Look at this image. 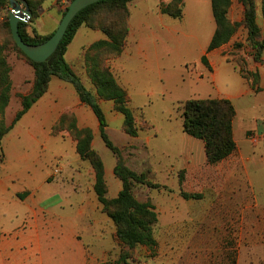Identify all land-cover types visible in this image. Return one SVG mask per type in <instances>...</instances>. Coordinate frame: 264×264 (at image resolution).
Instances as JSON below:
<instances>
[{
  "label": "rangeland",
  "instance_id": "1",
  "mask_svg": "<svg viewBox=\"0 0 264 264\" xmlns=\"http://www.w3.org/2000/svg\"><path fill=\"white\" fill-rule=\"evenodd\" d=\"M70 1L72 0H45L40 7L45 8V15L40 19L39 14L32 23L28 22L25 31L30 35L36 33L42 37L54 33ZM253 1L259 6L260 0ZM171 2L172 0H133L127 4L128 17L112 7H100L92 14L90 25H82L69 44L66 59L85 89L96 98L98 104H102L107 115V110L111 109L114 113L116 111L112 101L97 97L88 77L91 65L86 58L88 48L93 43L107 39L101 27H111L122 24L123 20L126 21L128 34L122 53L117 57H110L106 52L100 55L121 86V78L125 76V72L118 61L125 50L132 51L136 47L133 45L134 40H138L142 30H138L137 22L144 20L145 12L151 8L160 11L161 7ZM209 3L210 0H183L180 19H172L162 14L163 21L170 27L157 24L146 30L145 38L151 47L149 52L151 59L148 64L137 58L128 63L129 72L126 76L129 79L132 96L130 108L137 126L142 129L138 132L140 136L137 135L140 138L128 136L123 130V122L120 126L116 120H108L109 139L120 150L125 166L137 174H144L152 183L159 185V188L137 185L133 187L136 199L149 202L157 213L158 222L154 229L157 247L154 252L145 247H137L127 252L129 263L264 264V134L261 136L250 133L247 141L238 139L239 148H236L228 159L216 165L206 163L202 146L195 147L191 161L189 160L194 169L180 170L186 162L187 155L180 140L183 135L182 104L189 99L216 98L209 74L206 73L204 77L199 74L195 63L200 56L201 48L208 42V35L212 36L215 30ZM7 11L8 9H5L0 12V24L7 16ZM50 15H53L55 20L47 19L51 17ZM243 16L244 6L240 0H230L228 19L231 24L237 25V32L228 43L229 49L223 52V55L227 56V62L233 66L229 64L225 67L229 70L231 85L244 80L257 94L260 91L259 75L249 69V63L255 61V51L247 42V32L242 24ZM174 31L176 36L172 37ZM262 38L264 39V36ZM0 47V54L10 66L14 91L12 104L5 111L6 117L10 118L16 113L14 111L19 109L15 102H20L22 94L33 84L34 72L12 48L10 36L4 29H0ZM263 56L264 53L261 57L262 63ZM241 70L247 74V79L240 76L242 80L239 77ZM181 74L183 81L179 79ZM172 75L175 80H161L162 77ZM63 82L52 78L49 84L52 91L64 85L63 93L55 103H65L69 107L61 109L59 119L52 127L47 142L39 137L47 143L48 150L43 152L37 162V166L40 167V170L36 171L37 177L42 175L41 167L47 166V172L53 174L55 170H60L67 159L70 161L76 157V141L67 131L72 118L64 122L63 130L57 133L53 131L63 116L69 114L77 128L90 129L92 135V127L96 126L93 114L91 112L86 114L87 108L81 103L74 88ZM225 84L222 81L223 87ZM261 111L263 117L253 114V110L245 108L239 110L240 114L248 119L252 115L254 118L263 119L264 108ZM77 113L86 127L78 126ZM24 129L26 132L30 130L28 125H25ZM91 145L98 153L100 152L106 169L113 168L116 158L104 146L99 136L96 137L94 145L92 139ZM53 154L57 157L52 158ZM62 156L65 157L64 161L61 159ZM77 156L79 157L78 154ZM79 161L82 164L81 168L77 169V164L72 163V169L82 175L87 182L90 177L94 182V172L89 161L80 157ZM75 172L71 176L69 169L66 168L61 173L59 171L54 180H48L50 183L48 187L56 196L53 212L64 219L66 228H71L70 234L84 232L90 226L91 229H95L97 232L95 234L92 232L90 239L86 235L77 236L79 240L87 243L85 246L87 257L93 261L92 264H114L126 251L119 245L115 237L116 228L102 211L101 205L93 199L94 195L91 199L92 206L93 200L96 203L95 212L87 209L83 217L75 214L80 199L76 193L79 184L75 180ZM117 181L119 180L114 176L105 178L108 198L116 193ZM180 192L197 194L199 198L186 200L181 197ZM0 209H3L2 204ZM16 211L18 212L12 216L13 223L6 222L0 227V264H62L63 248L57 247L56 244H47L51 250L49 263L38 260L41 254L38 250L47 247L43 242L44 237H49L51 241L50 235L44 229L41 232L35 225L29 227V224L25 223L22 208ZM49 219L55 223L60 221V218L54 217L53 214ZM39 237L42 240L40 242L33 239Z\"/></svg>",
  "mask_w": 264,
  "mask_h": 264
},
{
  "label": "trees",
  "instance_id": "2",
  "mask_svg": "<svg viewBox=\"0 0 264 264\" xmlns=\"http://www.w3.org/2000/svg\"><path fill=\"white\" fill-rule=\"evenodd\" d=\"M32 13L29 23L39 16V9L45 0H26ZM133 0H101L80 11L69 24L64 37L54 54L45 63H35L25 56L16 46L10 31L8 16L0 24L10 36L12 48L30 65L34 72L33 84L30 92L20 97V110L14 115L11 124L5 123V111L11 100L12 82L10 78V66L0 54V164L4 161L2 150L3 138L22 116L39 100L48 90L52 78H57L71 84L77 93L81 103L88 106L93 112L99 125V136L104 146L115 156L116 164L113 168L114 176L121 182V190L115 198L107 197V186L104 178V163L100 154L92 148L93 135L90 129L76 127L73 117L69 114L63 116L54 133L64 129V122L71 119L67 131L76 141V152L80 159L89 161L94 172L93 191L102 211L113 222L116 232L115 237L126 251L114 264L129 263V251L137 247H145L149 251H155L157 241L154 229L158 222L157 213L149 202H141L133 194V187L146 186L159 188L158 184L152 183L144 174H137L123 163L120 150L109 139L106 128L105 115L96 98L89 93L78 76L65 60V54L72 42L77 30L84 24L90 25L92 14L100 7H112L128 17L127 4ZM244 6L243 27L247 32V42L254 54V60H261L264 53V39L256 22L257 12L264 19V0H260L259 6L253 0H240ZM211 11L215 23V30L211 37L207 52H211L228 44L237 32V25L230 23L228 10L230 0H210ZM183 0L172 2L160 8V13L172 19L182 17ZM9 9L6 0H0V12ZM259 9V10H258ZM8 12V11H7ZM29 23H19V34L24 43L39 45L47 41L52 35L45 37L33 35L25 31ZM93 27V26H92ZM106 35V40L93 43L87 50V61L91 62L88 69V77L95 88L99 99L112 101L116 112L123 116V130L130 137H136L141 128L137 126L133 112L130 108L131 99L125 89L116 81L109 68L105 65L100 55L106 52L110 57L119 56L125 46L128 27L126 21L111 27H101ZM101 52V53H100ZM1 53V47H0ZM90 53H92L90 55ZM102 62V63H100ZM201 63L210 70L207 58L203 56ZM241 66V65H240ZM240 76L247 79V74L241 70ZM182 130L191 138L203 143L205 160L208 165H216L228 159L236 151V143L233 136V120L236 112L234 105L226 99H189L183 102L182 107ZM142 130V129H141ZM182 179V178H181ZM183 199H197L199 195L180 192Z\"/></svg>",
  "mask_w": 264,
  "mask_h": 264
},
{
  "label": "crops",
  "instance_id": "3",
  "mask_svg": "<svg viewBox=\"0 0 264 264\" xmlns=\"http://www.w3.org/2000/svg\"><path fill=\"white\" fill-rule=\"evenodd\" d=\"M45 11V8L39 9V14H41L40 19L43 18L42 16L45 15ZM53 15L56 16V14ZM53 15H50L51 17H47V19H53ZM53 20H55V18ZM256 22L261 30L262 36H264V19L260 15L259 11L257 12ZM157 24H160L163 27H170L169 25H166L163 21V16L160 11H156V9L153 7L145 12L144 20H139V22H137L138 30H142H140L141 33L138 32V34L140 33L138 40H134L135 43H133V45H135L136 47L134 46L135 48L133 47L134 49L132 51L128 49L127 51L125 50L121 59L118 61L120 62L122 71L125 72V76L121 78V86L125 90H127L131 99L132 96L129 90V79L126 76L129 72L127 69L128 63L134 61L137 58L138 60L143 59L144 62L148 64V61L151 59V57L149 56L151 47L148 43V39L145 38V34L146 30L152 29V26ZM169 34L172 35L170 31ZM175 36L176 31H174V36L172 37ZM211 37L212 36L208 35V42L206 46L201 48L200 50V56L195 62L197 63L196 70L199 72V74L203 75V77L206 73L209 74V78L211 79V82L216 92V98L229 100L234 105L236 115L233 120V136L236 143V147L238 149V139H241V141H247V136L250 133H255L261 136L264 134V118H254L252 115L251 118L248 119L244 118V115L240 114L239 112L240 109L245 108L249 111L253 110V114H259L260 116H262L261 109L264 108V63H257L255 61L249 63V69L251 71L257 72L259 75L260 91L257 94L251 90L249 84L246 83L237 72L236 73L243 80V82H238L234 83V85H231V78L228 77L230 73L228 68L225 67L230 63L227 62V56L223 55V52L229 49V45L227 44L225 46L220 47L219 49L207 52ZM67 54L68 51L65 54V60L71 67L69 61L66 59ZM203 56L207 58L210 70L207 69L205 65L201 63V58ZM230 65L233 66V64ZM174 78L175 77L172 75V77H162L161 80H168ZM182 78L183 74L180 75L179 79L183 81ZM185 80H187V78L184 79V81ZM222 81L226 83L224 87L222 86ZM226 81H228L229 83H227ZM63 84L71 85L67 82H63ZM31 86H29L28 90L22 94L23 96L27 95L30 92L32 88ZM63 87L64 85H60L55 91H52V88L49 87V90L39 100H37V102L22 116V118L12 127L9 133L3 138L2 150L4 154V161L0 164V204H2L3 209H0V227H3L2 225H4L6 222L12 224L13 214L18 212L16 211L17 209L22 208L25 217V223L27 222L29 224V227L35 225L37 229L40 228L39 230L41 232H43L44 229L48 233V235H50L51 241H49V237L47 238V236H45L43 240L47 247L41 251L38 250V252L41 253L38 259L39 261H46L49 263L51 259V250L50 246L48 245L56 244L57 247L63 248L61 255L62 264H92L93 261L91 259L89 260L86 255L85 246L87 245V243H84L82 240H79L77 236L86 235L87 238L90 239L92 237L91 233L93 232V234H95L97 231H94L95 229H91L90 226L88 229L84 230V232L70 234L71 228H66V226H64V219L61 216H56V213L53 212V203L55 202L54 199L56 196L55 193L49 189L48 186H50V183L48 180H54L56 177L53 176L52 173L47 172V166L41 167V176H36V171L40 170V167L37 166V162L40 160L41 156L43 155V152L48 150L46 142L48 136H50L51 134V129L58 121L61 109L65 108V106L69 107V105H66L65 103H55V101H58L57 98L61 96V93H63ZM13 97L14 91L12 89L11 100L8 107L6 108V111L12 104ZM15 103L19 105V109L14 111L17 113L20 110L21 106L19 101ZM99 106L101 107L107 122L106 132H108L109 130L108 120L110 119L116 120L117 123H119V125L121 126L123 122V116L121 114L117 112H111L110 109L107 110V115L101 103H99ZM85 107L87 108V111H85L86 114H88L87 112H91V114H93V112L88 106L85 105ZM13 114L10 118H7L5 112V122L8 125L11 124L13 120ZM77 119L79 127H86V125L83 123V120L80 119L78 113ZM95 120L96 126H91L93 130V145L95 143L96 137L99 136V125L96 118ZM25 125H28V127L30 128L29 132L25 131ZM138 136L136 137L137 139L140 138ZM39 137H41V139H45L46 142L40 140ZM180 140L183 145V151H185V153L187 154L186 162L180 170L187 171L190 169H194L191 162L189 163V160L192 158L194 148H200L201 146L203 147V143L200 140L197 141V139L189 137L184 132L183 135H181ZM55 157L57 156L53 154L52 158ZM61 159L64 161L65 157L62 156ZM72 163L77 164V169L81 168L82 166L81 162L79 161V157L76 154V157H73L70 161H68L67 159L66 163L63 164V166L60 168V173L64 171V169L68 168L69 175L72 176V173L75 172V169H72ZM113 168L107 170L104 164L105 178L114 176ZM75 176V180L79 184V188L76 190V193L80 198L78 202L79 207L78 210L75 211V214L77 216L83 217L86 215L87 209H89L90 211L93 210L95 212L96 203H94V200H96V202L98 201L93 191V178L90 177V180L87 182L83 179L82 175L76 173ZM115 185L117 186L116 193L113 196H110V198H115L121 190L120 181L115 182ZM93 195L94 200L92 206L91 198ZM97 213L98 212H96V214ZM51 214H53L54 217L60 218V221H58L57 223L50 221L49 216ZM96 223L97 222H95V226L97 225ZM53 235H55L56 237H52ZM33 239H35L37 242L42 241L41 237H39V239ZM94 261H96V259Z\"/></svg>",
  "mask_w": 264,
  "mask_h": 264
},
{
  "label": "water",
  "instance_id": "4",
  "mask_svg": "<svg viewBox=\"0 0 264 264\" xmlns=\"http://www.w3.org/2000/svg\"><path fill=\"white\" fill-rule=\"evenodd\" d=\"M9 3L7 12L11 36L19 50L35 63H45L56 51L66 30L75 16L84 8L101 0H72L64 13L53 35L44 43L29 45L23 42L18 29V24L28 23L32 17L31 10L26 0H6Z\"/></svg>",
  "mask_w": 264,
  "mask_h": 264
},
{
  "label": "built area",
  "instance_id": "5",
  "mask_svg": "<svg viewBox=\"0 0 264 264\" xmlns=\"http://www.w3.org/2000/svg\"><path fill=\"white\" fill-rule=\"evenodd\" d=\"M58 170H59V169H58ZM58 170H55V171H54L53 176H55L56 174L59 173L60 170H59V171H58Z\"/></svg>",
  "mask_w": 264,
  "mask_h": 264
}]
</instances>
